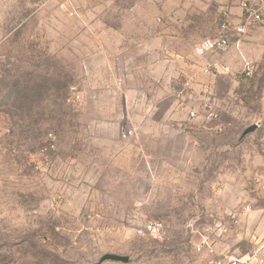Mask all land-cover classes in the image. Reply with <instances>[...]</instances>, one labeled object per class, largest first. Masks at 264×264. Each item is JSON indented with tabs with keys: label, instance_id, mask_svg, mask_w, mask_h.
I'll use <instances>...</instances> for the list:
<instances>
[{
	"label": "rangeland",
	"instance_id": "1",
	"mask_svg": "<svg viewBox=\"0 0 264 264\" xmlns=\"http://www.w3.org/2000/svg\"><path fill=\"white\" fill-rule=\"evenodd\" d=\"M243 1L0 0V264L264 262L263 29L211 75L194 51ZM186 78L215 125L172 95Z\"/></svg>",
	"mask_w": 264,
	"mask_h": 264
},
{
	"label": "built area",
	"instance_id": "2",
	"mask_svg": "<svg viewBox=\"0 0 264 264\" xmlns=\"http://www.w3.org/2000/svg\"><path fill=\"white\" fill-rule=\"evenodd\" d=\"M242 7L245 12V19L243 22H240L239 24H236L233 26V29L239 33L244 34L247 31L248 25H250L252 22L257 23L262 29H263V40H264V9H260L256 7L253 3H250L248 0H245L242 2ZM226 23L230 25V23L224 22L223 26L226 27ZM227 28V27H226ZM232 41L229 37V35L224 31L223 33H220L217 37H205L200 39L194 46L195 54L198 57H206L208 54H214V53H220L223 51H226L229 49V47L232 45ZM243 72L246 75H251L252 68L251 65L247 60L244 59L243 61ZM215 67V64L213 62H207L203 72L204 73H210L211 69ZM224 70H228V67H223ZM196 85L192 78H186L182 84L175 88L172 95L175 99L182 100L181 103L186 109L188 116L190 118L195 117L196 115L200 114L205 119L218 121L220 118V111L217 106L216 100L214 99L213 95L210 91L204 89L202 91V97H200V102L197 108H191L188 105L189 100L191 99V96L195 92ZM218 129H221L220 126H218ZM126 135H131V130H126L124 132ZM147 231L151 234H158L162 228V224L160 222H150L147 226ZM197 252H207V253H213L215 252L213 244L208 240V238L204 239L197 243V246L195 247ZM251 259H239V258H215L211 262V264H264L262 260L254 259L253 262L250 261Z\"/></svg>",
	"mask_w": 264,
	"mask_h": 264
},
{
	"label": "crops",
	"instance_id": "3",
	"mask_svg": "<svg viewBox=\"0 0 264 264\" xmlns=\"http://www.w3.org/2000/svg\"><path fill=\"white\" fill-rule=\"evenodd\" d=\"M230 24H231V22H230ZM236 24H239V22L237 23H234V24H232V26H231V28H228V31L226 32L228 35H229V37H230V39L231 38H233L234 40H233V43L235 42V43H241L244 39V37L246 36V34H247V31H246V33H244V34H239V33H237L234 29H233V26L234 25H236ZM221 32H219L216 36H213V37H217V36H219V34H220ZM238 44V45H239ZM243 43H241V45H242ZM215 54V53H214ZM214 54H208L206 57H203V58H201V57H199L201 60H202V66H201V71L203 72V69H204V67H205V65H206V63L207 62H213L214 64H215V67H213L212 69H211V71H210V73H208V74H210L211 75V72L212 71H215V72H217V71H221V65H226V64H224L223 62H221L220 60H218V59H214ZM243 57V56H242ZM244 59H245V56L243 57ZM246 60V59H245ZM244 61V60H243ZM228 66V65H227ZM229 67V66H228ZM196 91H197V88H195V92L193 93V94H195L196 93ZM199 92H202L201 90H199ZM199 99V98H198ZM199 102H200V100H192V96H191V99L189 100V102H188V105L192 108H197V106L199 105ZM193 119H195V120H198V121H200V122H206V124H210V125H215L216 124V121H213V120H208V119H205L202 115H200V114H198V115H196L195 117H193Z\"/></svg>",
	"mask_w": 264,
	"mask_h": 264
},
{
	"label": "water",
	"instance_id": "4",
	"mask_svg": "<svg viewBox=\"0 0 264 264\" xmlns=\"http://www.w3.org/2000/svg\"><path fill=\"white\" fill-rule=\"evenodd\" d=\"M258 128V124H252L248 127H246L240 137H239V141L244 138L246 135L254 132L256 129ZM106 260H111V261H120V262H127L128 261V257L125 255H119V254H115V253H106L104 255L101 256V258L99 259V263L106 261Z\"/></svg>",
	"mask_w": 264,
	"mask_h": 264
}]
</instances>
